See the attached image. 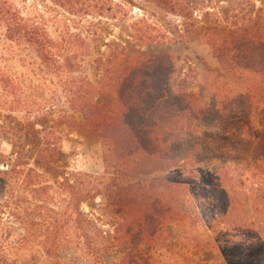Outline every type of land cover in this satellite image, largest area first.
<instances>
[{
    "label": "trees",
    "instance_id": "16d2710c",
    "mask_svg": "<svg viewBox=\"0 0 264 264\" xmlns=\"http://www.w3.org/2000/svg\"><path fill=\"white\" fill-rule=\"evenodd\" d=\"M209 1L0 0L5 208L25 228L0 264H264V4L196 19ZM211 111L248 125L215 136ZM71 135L101 145L105 174L69 170ZM45 176L56 204L22 217L14 185L44 192Z\"/></svg>",
    "mask_w": 264,
    "mask_h": 264
},
{
    "label": "rangeland",
    "instance_id": "374dc122",
    "mask_svg": "<svg viewBox=\"0 0 264 264\" xmlns=\"http://www.w3.org/2000/svg\"><path fill=\"white\" fill-rule=\"evenodd\" d=\"M254 1H256L258 5H260L261 3L264 4V0ZM139 3L143 5V2L140 1ZM224 5L226 6V4ZM216 7L217 5L215 3V0L203 2L198 6L196 10V19H198L203 13H205V11H212V9H216ZM144 9H148V6H145ZM132 13L134 14V16L138 17L142 12L138 8H134ZM169 17L171 18V16ZM198 45L192 46V51L195 52L196 55L202 57L203 60L210 61L212 64H214V61L210 58L207 46L205 44H201L200 46ZM189 63H194L192 65H196V67L198 68H196L197 74H199L193 87V92L196 94L203 93L205 95H208L209 90H207L206 86L203 84V79L206 75L205 68L201 64H199L197 60H194L193 58L191 59V57L189 58ZM217 93H219V91ZM217 93H215L214 95L217 96ZM204 104H206L208 107L210 106V109L213 106L212 103L208 100H206ZM258 114L259 109L253 111L252 116L250 117L252 125H254L253 122L257 120L259 116ZM207 116L208 117L206 118V123L210 124L208 125V131L212 132V134H214L215 136H222L223 133H227V135L232 132L237 133V131H241V129H243L245 125H248L247 119L243 117H239L236 119H227L222 116V113L218 114L217 111H211ZM224 145H231V141H229V143L227 144L225 143ZM61 147L66 154V161L70 171L80 172L88 175L105 174L106 166L102 160L101 145L97 143H88L80 139L78 136L71 135L67 138H63V140L61 141ZM9 152L10 147L6 143L0 145V211L4 212L3 215H0V245H5V242L13 243L25 234V228L20 223L21 221L17 218L12 217L10 213L8 214L9 209L5 208L9 204V201H7L5 198L6 193L4 192V189H6V186L4 184L6 178L4 177L3 173L7 172L9 169L7 167L8 165L6 164L8 157L7 155L9 154ZM42 184L47 186L45 187L46 189L44 190V192L40 191V189L39 191L38 189L29 191L31 187L23 184L20 185L17 183L14 185L16 195L19 197V199L16 200V205L14 208L19 211L22 217H26V214L29 212L34 213L36 211V209L34 208L36 205H42L47 209H51L52 207H54V202L58 197L56 193V185L46 176L44 179H42ZM41 201L43 202V204L41 203ZM96 203H100L99 198L96 199ZM83 209L85 211L88 210L85 205H83ZM185 209H187V213H190L188 217L186 216V226L195 227L196 213H198L196 201L189 203L185 207ZM38 242L36 241L35 243Z\"/></svg>",
    "mask_w": 264,
    "mask_h": 264
}]
</instances>
